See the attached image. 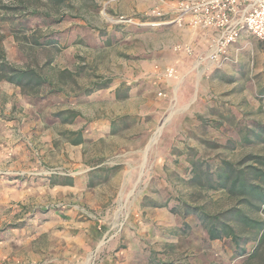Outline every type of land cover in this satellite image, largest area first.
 I'll return each mask as SVG.
<instances>
[{"label": "rangeland", "instance_id": "rangeland-1", "mask_svg": "<svg viewBox=\"0 0 264 264\" xmlns=\"http://www.w3.org/2000/svg\"><path fill=\"white\" fill-rule=\"evenodd\" d=\"M161 3L0 0L5 61L47 80L0 79V264H264L261 234L210 239L181 205L264 221V204L191 180L193 163L264 171L251 158H264V140L249 132L264 136V40L242 35L184 82L170 63L179 28L156 14ZM216 68L223 77L208 78Z\"/></svg>", "mask_w": 264, "mask_h": 264}, {"label": "trees", "instance_id": "trees-1", "mask_svg": "<svg viewBox=\"0 0 264 264\" xmlns=\"http://www.w3.org/2000/svg\"><path fill=\"white\" fill-rule=\"evenodd\" d=\"M0 79L14 83L21 89H25L27 87L38 88L47 83V80H45L41 75L36 74L33 70L16 68L6 62L2 51L0 52ZM108 85L109 79L104 82L101 81L93 84V87H89L88 90H86V94H89L97 89L106 88ZM115 94L116 98L126 96V93L121 96L119 88L115 90ZM111 126L112 132H115L117 129L116 122L112 121ZM257 128L261 129L260 126H257ZM249 132H252L257 139L264 140V136L262 137L256 131L249 130ZM244 138V140L248 142L250 140L249 134H246ZM70 141L73 144H78L81 143L83 139L80 135H78V137ZM251 158H256L258 159L256 162L264 164L259 161V159H264L260 156H254ZM209 169L211 168H209L208 165L202 169V165L200 163L199 166L193 163L194 177L191 180H201V178H203L209 187L221 190L224 189L233 196H241L239 198V202L244 199V201L252 207L256 206L257 208H260L264 204V187L255 182L257 179L264 181V179H262L264 177V171L261 169L252 164H248L246 169H239L235 163L226 160H221V163L216 165L215 171ZM213 175H215L214 178ZM71 182V179H69L68 183ZM181 205L183 206L182 210L184 213L193 212L198 216L203 226L206 228L210 239L227 236L237 244L241 239V237L237 234L238 229L243 233L249 231L252 234H261V240L264 237V221L250 218L239 208H232L221 213L211 215L200 209V207L187 206L184 202H182ZM223 218L228 221H233L234 223L231 225L230 222L224 221Z\"/></svg>", "mask_w": 264, "mask_h": 264}, {"label": "built area", "instance_id": "built-area-1", "mask_svg": "<svg viewBox=\"0 0 264 264\" xmlns=\"http://www.w3.org/2000/svg\"><path fill=\"white\" fill-rule=\"evenodd\" d=\"M172 12L171 23L212 31L208 50L200 60L219 63L243 34L264 40V0H181ZM156 14L163 16L160 11ZM174 50L188 56L194 53L186 44H176ZM164 75L179 79L174 66L165 68Z\"/></svg>", "mask_w": 264, "mask_h": 264}, {"label": "crops", "instance_id": "crops-1", "mask_svg": "<svg viewBox=\"0 0 264 264\" xmlns=\"http://www.w3.org/2000/svg\"><path fill=\"white\" fill-rule=\"evenodd\" d=\"M178 1L179 0H163V3H161V5H159V7L157 6V8L161 9L164 12V15L163 16L167 18V19H165V22L168 21L170 17H172V15H173V12H172L173 11V8L176 6V4H177ZM136 8H137L136 9L137 11L142 10L140 6H137ZM174 25H176V24H174ZM176 26L179 28L178 31H179L180 38H181L179 40L178 44L190 45L193 48V51H194V53L192 55V58H193L192 60H190L189 58H187L186 57V54H184L183 52H178L177 51L178 54H180V55H177L175 58H173L174 60L172 59L170 61L171 64H177L178 65L179 71H181L182 75L184 73V76L185 77H183V80L185 82V80H187V76L189 75V72H192V71H190L191 69L193 71H195L196 73L199 72V74L200 73L203 74V73L208 72L207 71V69H208L207 66L208 65L205 64V63H199V62L202 61V60H200V57L202 55H205L204 53H206L207 50H208V47H209V44H210V41H211L212 31L211 30H208V29H197L195 31V30H192L187 25H182V26L176 25ZM247 36H251V35H247ZM234 45L235 44H233L231 46L230 53H233V52L236 53L237 52V51H234V48H233ZM176 59H177V61L175 62ZM196 62L199 63L200 65L195 68L194 67V64ZM263 65H264V63L261 64L260 66H257L258 69L256 71H258V72L260 71V73L262 71H264ZM170 66H172V65H168L167 67H170ZM223 66H227V65L224 64ZM215 76L223 77V72H221L220 70H218L216 68L215 70L210 71L207 74V77L208 78L209 77L210 78H215ZM184 82H183V84H184ZM208 88H209V86H207L206 84H204V86H202L203 92L207 91ZM221 94L223 95V93H220V95ZM223 97L224 96H218V98L220 100H222ZM159 133H160V130H158L157 136H158ZM114 254H117V253H114ZM108 257H110V255ZM116 261H117L116 259H113L112 264H115ZM108 263H110V261H108Z\"/></svg>", "mask_w": 264, "mask_h": 264}]
</instances>
